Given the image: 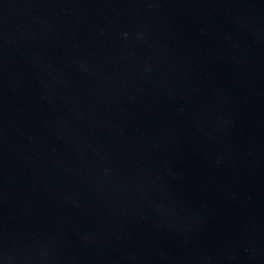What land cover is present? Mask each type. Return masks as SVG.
I'll list each match as a JSON object with an SVG mask.
<instances>
[{
    "label": "water",
    "instance_id": "95a60500",
    "mask_svg": "<svg viewBox=\"0 0 264 264\" xmlns=\"http://www.w3.org/2000/svg\"><path fill=\"white\" fill-rule=\"evenodd\" d=\"M0 264H264V0H0Z\"/></svg>",
    "mask_w": 264,
    "mask_h": 264
}]
</instances>
